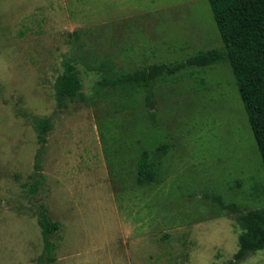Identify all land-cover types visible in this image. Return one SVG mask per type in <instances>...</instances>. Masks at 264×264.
I'll return each mask as SVG.
<instances>
[{
    "label": "rangeland",
    "instance_id": "374dc122",
    "mask_svg": "<svg viewBox=\"0 0 264 264\" xmlns=\"http://www.w3.org/2000/svg\"><path fill=\"white\" fill-rule=\"evenodd\" d=\"M221 46L207 0H0V264L231 261L264 170L229 64L91 96L102 76ZM66 63L82 91L60 105ZM162 144L159 181L138 185L140 153ZM41 205L61 226L49 258ZM234 264H264V249Z\"/></svg>",
    "mask_w": 264,
    "mask_h": 264
},
{
    "label": "trees",
    "instance_id": "16d2710c",
    "mask_svg": "<svg viewBox=\"0 0 264 264\" xmlns=\"http://www.w3.org/2000/svg\"><path fill=\"white\" fill-rule=\"evenodd\" d=\"M222 46L214 50L198 52L186 60L174 64H153L113 76H102L91 87V96L128 93L149 85L152 80L172 75L191 67H204L226 61L234 76L237 91L243 104L247 123L252 132L264 170V0H207ZM64 74L58 79L56 95L59 104L81 94V81L73 67L66 63ZM39 141L45 143V134L50 128L47 118L34 119ZM167 152L162 144L153 150L142 151L136 165L135 182L148 186L159 181L161 160ZM221 209L240 213L234 204H225L217 194L209 196ZM243 232L239 247L231 261L234 264L248 253L264 249V209L250 210L239 214ZM38 226L42 232L43 250L46 258L55 248L54 236L61 226L51 222L43 205L38 212Z\"/></svg>",
    "mask_w": 264,
    "mask_h": 264
}]
</instances>
